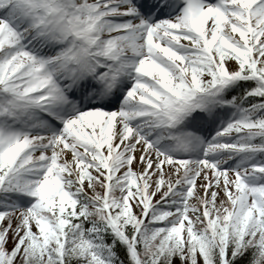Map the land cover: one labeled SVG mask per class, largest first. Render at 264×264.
<instances>
[{
  "label": "snow or ice",
  "instance_id": "1",
  "mask_svg": "<svg viewBox=\"0 0 264 264\" xmlns=\"http://www.w3.org/2000/svg\"><path fill=\"white\" fill-rule=\"evenodd\" d=\"M0 264H264V0H0Z\"/></svg>",
  "mask_w": 264,
  "mask_h": 264
}]
</instances>
